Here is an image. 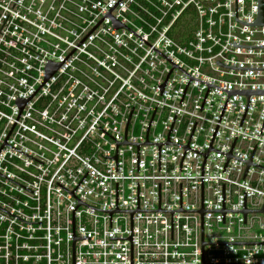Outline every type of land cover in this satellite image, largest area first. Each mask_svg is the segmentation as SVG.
Here are the masks:
<instances>
[{"label": "built area", "instance_id": "obj_1", "mask_svg": "<svg viewBox=\"0 0 264 264\" xmlns=\"http://www.w3.org/2000/svg\"><path fill=\"white\" fill-rule=\"evenodd\" d=\"M118 0H0V149L18 115L16 100L44 82ZM258 0H238V19L257 20ZM111 15L190 76L224 89H264V26L236 21V0H121ZM188 24V25H187ZM189 26V27H188ZM126 27L105 17L24 105L0 151V264H74L78 200L102 210L202 208V167L229 92L190 80ZM189 83V84H188ZM188 85V87H187ZM187 88V89H186ZM186 90V92H185ZM185 93V95H184ZM184 95V97H183ZM183 98V100H182ZM182 100V103H181ZM230 95L212 147L264 167V95ZM129 143L120 145L127 122ZM110 134L111 136H109ZM31 156H27V155ZM185 154V156H184ZM184 156V159H183ZM34 158V159H33ZM36 159V160H35ZM183 159V162H182ZM38 160V161H37ZM41 163H40V162ZM210 150L204 210L264 206V169ZM182 162V171H181ZM43 163V164H42ZM66 188L67 190H65ZM85 204L75 210L76 264H131V213ZM17 216H13L11 214ZM26 222H42L28 224ZM206 242H264V212L204 213ZM206 263L264 264V244H206ZM133 264H201V212L136 211Z\"/></svg>", "mask_w": 264, "mask_h": 264}, {"label": "water", "instance_id": "obj_2", "mask_svg": "<svg viewBox=\"0 0 264 264\" xmlns=\"http://www.w3.org/2000/svg\"><path fill=\"white\" fill-rule=\"evenodd\" d=\"M121 0H118L117 1V3L107 12V14L96 24V26L86 35V37L97 27V25L105 18V17H110L111 18V21H112V25H113V28L114 29H116V28H118V27H126L124 24H122L119 20H117L115 17H113L112 15H111V11L115 8V6L120 2ZM236 21H238V22H241V23H244L243 21H241V20H239L238 19V0H236ZM244 24H246V25H248V26H264V0H258V14H257V20L256 21H254V22H249V23H244ZM128 30H130L128 27H126ZM132 33H134L132 30H130ZM136 36H138L136 33H134ZM86 37L75 47V49L86 39ZM141 40H143L145 43H147L149 46H151L148 42H146L144 39H142L140 36H138ZM233 46H236V47H246V48H264V46H245V45H240V44H237L236 42H234V44H233ZM154 50H156L158 53H160L163 57H165L167 60H169L171 63H173V68H172V70L170 71V73L168 74V76H167V78H166V80H165V82L162 84V85H159V89H160V94L162 95V93H163V91H164V88H165V86H166V84H167V82H168V79H169V77H170V75H171V73H172V71H173V69L174 68H179V69H181L179 66H177L174 62H172L170 59H168L166 56H164L161 52H159L157 49H155L153 46H151ZM74 49V50H75ZM74 50L65 58V60L74 52ZM64 60V61H65ZM63 61V62H64ZM63 62H54V61H52V60H49L48 62H47V64H46V66H45V70H46V72H45V79H44V82L42 83V85L51 77V75L63 64ZM217 64L218 65H222V66H225V67H229V68H235V69H245V70H264V67H234V66H229V65H225V64H223V63H221L220 61H217ZM183 72H185L183 69H181ZM187 75H189L187 72H185ZM190 76V75H189ZM192 80H197V81H200V82H203V83H205V84H207L208 85V89H207V92H206V95H205V98H204V101H203V104H202V107H201V110H202V108H203V105H204V103H205V100H206V98H207V95H208V93H209V90H210V88L211 87H217V88H219V89H222V90H224V91H227V92H229V96H228V99H229V97H230V95H246L247 97H248V104H247V107H246V110H245V113H244V116H243V119H242V122H241V125L243 124V121H244V118H245V115H246V113H247V110H248V107H249V104H250V97H251V95H264V89H224V88H221V87H219V86H216V85H213V84H210V83H207V82H205V81H202V80H199V79H196V78H194V77H192V76H190V80H189V82L190 81H192ZM189 84V83H188ZM41 85V86H42ZM40 86V87H41ZM40 87L29 97V98H21V97H19L17 100H16V104L18 105V107H19V115H18V117H17V119H16V121H15V123H14V125H13V127H12V129H11V131L9 132V134H8V136H7V138H6V140H5V142H4V144L2 145V147H1V149H0V151L2 150V148H3V146H6V145H9L8 143H7V139H8V137H9V135L11 134V132H12V130H13V128H14V126H15V124H16V122H17V120H18V118H19V116H20V114H21V112H22V109H23V107H24V105L29 101V99L40 89ZM187 87H188V85H187ZM187 89V88H186ZM185 92H186V90H185ZM184 95H185V93H184ZM184 95H183V97H184ZM228 99H227V102H228ZM182 100H183V98H182ZM182 100H181V103H182ZM227 102H226V104H225V107H226V105H227ZM225 107H224V110H225ZM133 109H134V107H132V110H131V113H130V116H129V119H128V122H127V126H126V132H125V138H124V142H120V141H118L117 139H115L113 136H111L110 134H108L106 131H104L103 129V131L104 132H106L109 136H111L114 140H116V142H117V154L114 156V157H106V158H114L115 160H116V168H117V171H118V153H119V146L120 145H136L137 147H138V171H140V145H158L159 146V170H161V153H162V145L163 144H178V143H172L171 141H170V133H171V130H172V127H173V124H174V121H175V119H176V116L177 115H175V118H174V120H173V123H172V126H171V128H170V131H169V134H168V140H167V142H164V143H150L149 141H148V132H149V129H150V126H151V123H152V120H153V118H154V115H155V112H156V109H157V107H156V109H155V111H154V114H153V117H152V120H151V123H150V126H149V129H148V132H147V141L146 142H144V143H129L128 141H127V129H128V124H129V121H130V119H131V116H132V112H133ZM224 110H223V113H224ZM223 113H222V115H223ZM222 115H221V118H222ZM221 118H220V121H221ZM220 121H219V123H220ZM219 123H218V126H219ZM196 124H197V122H196ZM196 124H195V126H194V129H195V127H196ZM218 126H217V129H218ZM263 128H264V123H263V126H262V129H261V133H262V130H263ZM194 129H193V132H194ZM217 129H216V131H217ZM216 131H215V134H216ZM193 132H192V134H191V137H190V140H191V138H192V135H193ZM215 134H214V137H215ZM214 137H213V139H214ZM213 139H212V142H213ZM236 139H237V137L235 138V141H234V143H233V145H232V148H231V150L228 152V153H225V152H222V151H220V150H217V149H215V148H213L212 147V142H211V145H210V147H209V150H208V152H206V153H201V152H199V151H197V150H195V149H193V148H190V146H189V143H190V140H189V142H188V144L187 145H184V146H182V145H180V144H178V145H180V146H182V147H184L185 148V153H186V151L187 150H193V151H195V152H198V153H200V154H203L204 156H205V161H206V158H207V155H208V153H209V151L210 150H214V151H217V152H220V153H222V154H225L226 156H227V161H226V164H225V166H224V169H223V172L225 171V169H226V166H227V164H228V161H229V159L230 158H236V159H239V160H241V161H243V162H246L247 163V169H246V172H245V174H244V177H243V179H245V176H246V174H247V171H248V168H249V166L250 165H256V166H258V167H260V168H263L264 169V167L263 166H260V165H258V164H255V163H253L252 162V157H253V155H254V152H255V149H256V147H257V145H255V148H254V150H253V152H252V155H251V157H250V159H248V160H244V159H242V158H239V157H237V156H234L233 154H232V150H233V147H234V145H235V142H236ZM9 146H11V145H9ZM11 147H13V146H11ZM13 148H15V147H13ZM16 150H18L17 148H15ZM18 151H20V150H18ZM20 152H22V151H20ZM22 153H24V152H22ZM25 154V153H24ZM27 155V154H26ZM27 156H29V155H27ZM184 156H185V154H184ZM184 156H183V159H184ZM29 157H31V156H29ZM32 158V157H31ZM34 159V158H33ZM183 159H182V162H183ZM36 160V159H35ZM38 161V160H37ZM205 161H204V164H205ZM40 162V161H39ZM182 162H181V171H182ZM41 163V162H40ZM43 164V163H42ZM204 164H203V167H202V208L201 209H199V210H185V209H183L182 208V183H180V208H179V210H162V208H161V183H159V209L158 210H141L140 209V198H139V183H138V208H137V210H119L118 209V184L116 183V210H102V209H97V208H94V207H92V206H90V205H88V204H86V203H84V202H82L79 198H77L75 195H74V192H75V190L77 189V187L80 185V183L83 181V179L86 177V175L88 174H86L85 175V177L81 180V182L77 185V187L73 190V191H68L66 188H64L62 185H60L59 183V185L60 186H62L65 190H67L70 194H72L77 200H78V205L76 206V208L80 205V204H85V205H87V206H89V207H92V208H94V209H97V210H99V211H105V212H109L110 213V215H111V227H112V214H113V212H130L131 213V235H130V237L129 238H111V239H123V240H130L131 241V264H133V218H134V213L136 212V211H165V212H171V214H172V240H174V212H176V211H198V212H201V264H247V263H206L205 261H204V250H205V245L206 244H264V242H206V241H204V213L205 212H214V211H221L222 212V214H223V223L225 222V219H226V213H244V222H246V213L247 212H264V206H263V209H261V210H253V209H248L247 208V203H246V193H244V209L243 210H238V209H227L226 208V195H225V184H223V208H222V210H204ZM0 175L1 176H3V177H5V178H7V179H9V180H11L12 182H14V183H16V184H18V185H20V186H22L21 184H19V183H17V182H15L14 180H12V179H10V178H8V177H6L5 175H3V174H1L0 173ZM23 188H25V189H27V190H29L28 188H26V187H24V186H22ZM29 191H31V190H29ZM31 192H33V191H31ZM76 208L73 210V262H74V264H76V247H75V241L77 240V239H90V237H76L75 236V210H76ZM0 209H2V208H0ZM2 210H4V209H2ZM4 211H6V210H4ZM6 212H8V211H6ZM9 213V212H8ZM11 214V213H10ZM11 215H13V214H11ZM13 216H15V215H13ZM15 217H17V216H15ZM18 218V217H17ZM20 219V218H19ZM20 220H22V219H20ZM22 221H24V220H22ZM24 222H26V221H24ZM26 223H28V224H34V223H42V222H26Z\"/></svg>", "mask_w": 264, "mask_h": 264}, {"label": "trees", "instance_id": "obj_3", "mask_svg": "<svg viewBox=\"0 0 264 264\" xmlns=\"http://www.w3.org/2000/svg\"><path fill=\"white\" fill-rule=\"evenodd\" d=\"M188 25V24H187ZM189 27V26H188Z\"/></svg>", "mask_w": 264, "mask_h": 264}]
</instances>
